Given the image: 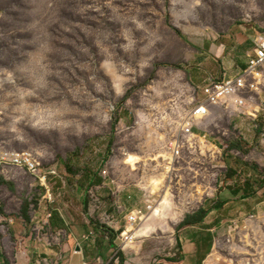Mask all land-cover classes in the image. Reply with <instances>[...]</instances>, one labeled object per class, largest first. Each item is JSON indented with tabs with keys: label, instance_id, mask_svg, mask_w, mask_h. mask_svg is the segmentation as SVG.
<instances>
[{
	"label": "rangeland",
	"instance_id": "1",
	"mask_svg": "<svg viewBox=\"0 0 264 264\" xmlns=\"http://www.w3.org/2000/svg\"><path fill=\"white\" fill-rule=\"evenodd\" d=\"M259 36L264 0H0V149L56 171L49 185L59 195L51 204L34 176L3 169L0 247L30 241L33 251L75 237L96 242L102 264L175 259L182 223L208 209L222 182L254 176L260 187L264 70L248 80L243 108L213 107L191 139L183 121L204 96L179 97L174 73L217 69L223 40L244 63ZM151 203L162 216L136 230L154 231L126 249L127 216ZM202 244L205 264H264V212Z\"/></svg>",
	"mask_w": 264,
	"mask_h": 264
},
{
	"label": "crops",
	"instance_id": "2",
	"mask_svg": "<svg viewBox=\"0 0 264 264\" xmlns=\"http://www.w3.org/2000/svg\"><path fill=\"white\" fill-rule=\"evenodd\" d=\"M236 49V45L235 47H231L227 40H223L220 45H216V54H213L216 57V61H214L217 63V69L205 68L206 70L204 71L197 70L194 77H191V75L186 71L174 73V76L183 83V91L179 97H186L187 93H191L192 89L201 92L208 85L210 78H213L216 82H221L224 79L236 78L239 76L246 68L247 61L242 63L239 60L238 50ZM208 51L210 52L211 49ZM163 100L164 99H161V101ZM161 107L162 106H159V108ZM142 111H148V109H143ZM197 128L199 127L196 126V129ZM18 171L23 174L26 173L20 169H18ZM0 172L1 176H3L6 173V170ZM255 178L256 177L254 176H247V179L244 180L239 179L233 182H222L220 186L221 188L222 186L224 187L220 189V195L209 201L206 205L208 208L206 210H208L209 213L204 221L195 226L181 227V232L185 239H181L178 254L175 255V259L171 260L173 262L168 260L164 264H205L211 248L210 250L209 248H203V241L209 240L212 236H214V234L219 235L222 232H227V234L230 235L233 232V229H231L232 226L238 225L247 212H264V178L259 182V188L256 187L258 185V181ZM249 183H256L253 187L254 194L249 197H244L242 191ZM81 191L82 190L79 189V193ZM58 196H54L55 200ZM0 219H4V216L0 215ZM54 220L55 218L51 221L52 226H55ZM79 222L80 221H78V223ZM227 223H230V225L227 226ZM153 231L154 229L148 231L147 236H144L142 231L141 238H149ZM83 238L87 241L89 240L86 236ZM72 239H76V241L71 240L65 245L61 243L55 244L49 248L42 247L41 249H37L35 247L33 251L30 249L31 246L28 247V243L30 241L25 244L24 247L20 245V248L18 249L14 244L11 251H5V249L1 246L0 264H4L6 262L9 264H42L45 260L47 262H58L63 260V264H97V261L102 264L101 258L99 260L96 259L98 255L96 253V242L92 241L91 243H85V246H82L77 244V238L72 237ZM136 248L140 249V246Z\"/></svg>",
	"mask_w": 264,
	"mask_h": 264
},
{
	"label": "built area",
	"instance_id": "3",
	"mask_svg": "<svg viewBox=\"0 0 264 264\" xmlns=\"http://www.w3.org/2000/svg\"><path fill=\"white\" fill-rule=\"evenodd\" d=\"M261 70H264V36L253 39V49L247 53V66L239 76L224 79L221 82H216L213 78L209 79L208 85L202 90L204 100L195 101L194 110L183 121V137L189 139L195 137L196 126L199 128L205 126L211 116L213 107L225 106L231 110L243 108L247 103V100L243 97L244 92L255 87L254 82H247L249 79L256 81V77L259 76ZM182 149L181 145H175L173 147L174 156L180 158ZM7 168L20 169L34 176L39 186L45 191L43 200L51 204L55 202L49 180L51 177H58V174L54 170L45 169L41 161L33 154L13 153L0 149V170ZM154 208L155 204L151 203L147 209L139 208L132 212L126 218L128 226H132L135 229L143 226ZM105 216L107 217V214ZM51 217V215L48 216V218ZM231 229H233V232L238 230V225H233ZM42 263L59 264L57 262H47L46 260Z\"/></svg>",
	"mask_w": 264,
	"mask_h": 264
},
{
	"label": "trees",
	"instance_id": "4",
	"mask_svg": "<svg viewBox=\"0 0 264 264\" xmlns=\"http://www.w3.org/2000/svg\"><path fill=\"white\" fill-rule=\"evenodd\" d=\"M227 152H229V151L227 150ZM97 184H102V180L98 181ZM254 184H256V183H249L247 186H245V188L242 191V194L244 197H249V196H252L254 194V191H253ZM208 213H209L208 210L200 209L196 214L187 216V218L185 219V221L183 222L181 227L184 228L186 226H195V225L202 223L204 221V219L206 218V216L208 215ZM23 216L26 220H29L27 217V208L26 207L23 209ZM167 261H165V263ZM171 262H173V261H171ZM4 264H9V263L6 262ZM120 264H125L124 258L122 259Z\"/></svg>",
	"mask_w": 264,
	"mask_h": 264
},
{
	"label": "bare ground",
	"instance_id": "5",
	"mask_svg": "<svg viewBox=\"0 0 264 264\" xmlns=\"http://www.w3.org/2000/svg\"><path fill=\"white\" fill-rule=\"evenodd\" d=\"M162 214H163V211L162 210L156 211V207H155L151 215H155L156 217H161ZM151 215L146 220L145 224L150 220V218L152 217ZM129 228L131 229L130 231H129ZM144 236H147V233H145ZM141 237H142V233H139V231L136 230L134 227L128 226L126 229L125 235L123 236V239L125 240L126 249L133 247L136 244V242L139 241Z\"/></svg>",
	"mask_w": 264,
	"mask_h": 264
}]
</instances>
